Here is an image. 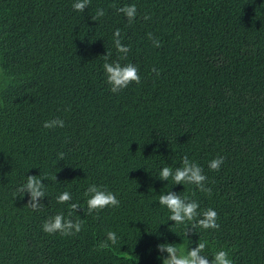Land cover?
<instances>
[{
	"label": "trees",
	"instance_id": "obj_1",
	"mask_svg": "<svg viewBox=\"0 0 264 264\" xmlns=\"http://www.w3.org/2000/svg\"><path fill=\"white\" fill-rule=\"evenodd\" d=\"M73 3L0 0V264H163L158 244L186 253L199 238L209 259L225 250L233 264H264V0H91L84 12ZM131 4L129 24L116 8ZM116 29L130 47L120 62L141 76L119 93L103 69L107 49L121 56ZM56 117L63 128L43 127ZM185 155L210 195L158 179ZM218 155L224 163L211 170ZM27 175L48 177L37 211L17 192ZM93 183L120 205L87 215ZM64 191L72 200L57 203ZM169 191L215 210L220 227L185 235L158 202ZM70 203L81 206V231L44 232ZM108 231L117 243L101 249Z\"/></svg>",
	"mask_w": 264,
	"mask_h": 264
},
{
	"label": "clouds",
	"instance_id": "obj_2",
	"mask_svg": "<svg viewBox=\"0 0 264 264\" xmlns=\"http://www.w3.org/2000/svg\"><path fill=\"white\" fill-rule=\"evenodd\" d=\"M91 0H74L72 5L73 9L78 12H84L90 5ZM112 7H116L112 5ZM118 13L127 17L129 24L133 23L137 16V7L135 4L124 5L123 7L116 8ZM105 15V11L97 9L95 15L91 16L93 21H98ZM145 20L151 19L150 16L145 15ZM148 37L153 42L154 47H160V42L156 40L151 33H148ZM115 48L118 53L121 54L117 60H112V52L107 49V54L103 55V69L105 72L106 83L109 85L111 92L119 93L123 89L127 88L131 83L135 82L140 84L141 76L139 69L132 63L122 64L120 61L127 58V54L130 51V47L122 44L121 31L116 29L113 36ZM153 72L159 75L157 69L153 68ZM65 126L64 120L59 117L45 121L43 127L46 129H55L57 127L63 128ZM58 158L63 160L64 153H59ZM224 163V158L217 156L215 159L209 162V168L214 171H219L221 165ZM171 178L175 185L194 184L197 188L204 193L211 194L212 189L206 186L208 177L204 174L203 168L195 161L190 160L187 155L182 157L181 166L175 168L164 166L159 172V178L163 181H169ZM46 175H27L26 181L17 189V192L24 196L30 195V199L26 204L27 207L33 211L41 209L44 204L42 200L46 197L45 184L43 180H47ZM55 179L57 180L56 176ZM87 197V215H92L98 210H102L106 207H118L120 200L117 195L104 185L91 184L84 193ZM72 200V195L68 191L60 193L56 197L57 203L66 204ZM159 204L166 206L171 215L169 220L174 221L176 225L187 224L185 228V235L189 237L191 233H195L197 227L207 229H218L220 225L217 223L218 213L212 208H207L200 211V204L196 200H192L187 196H181L179 193L169 191L166 194L161 193L159 195ZM69 213L66 218L63 213L49 216L42 225L44 232L48 234L60 233L64 236H71L79 233L83 227L84 221L78 216L73 218L75 214L81 209L80 204L70 203ZM84 210V209H83ZM191 226V227H189ZM107 239L99 244V248L104 249L109 246L108 241L115 245L117 243V235L114 231H108ZM207 247L206 241L199 242L196 247L189 249L186 253L183 249L178 248L174 243H160L157 245L159 253L161 254L159 259H162L163 264H233L232 259L229 258V254L225 250H217L209 256L203 255ZM167 253V256L164 255Z\"/></svg>",
	"mask_w": 264,
	"mask_h": 264
}]
</instances>
